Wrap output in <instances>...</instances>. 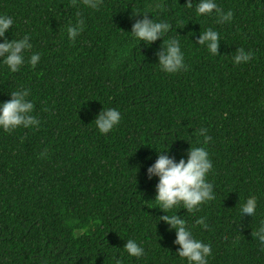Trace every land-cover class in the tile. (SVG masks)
Returning <instances> with one entry per match:
<instances>
[{
	"label": "trees",
	"instance_id": "trees-1",
	"mask_svg": "<svg viewBox=\"0 0 264 264\" xmlns=\"http://www.w3.org/2000/svg\"><path fill=\"white\" fill-rule=\"evenodd\" d=\"M187 0H0L14 23L5 38H30L16 73L0 64V103L29 90L38 125L0 129V264H187L176 255L175 231L155 201L158 178L147 169L166 151L179 161L191 146L212 161L206 179L214 199L177 213L193 235L211 244L208 264H264V246L252 233L264 219V0H216L232 20L197 16ZM77 12L83 30L70 40ZM170 24L151 45L134 39L142 16ZM208 28L219 33V54L197 45ZM177 39L185 68L160 70L163 40ZM2 42V41H0ZM251 52L234 64L236 50ZM32 53L40 61L27 63ZM115 108L121 120L101 134L96 116ZM206 129L207 144L199 136ZM158 152V153H157ZM250 195L256 214L239 209ZM204 218V229L195 224ZM128 239L144 255L123 250Z\"/></svg>",
	"mask_w": 264,
	"mask_h": 264
},
{
	"label": "clouds",
	"instance_id": "clouds-1",
	"mask_svg": "<svg viewBox=\"0 0 264 264\" xmlns=\"http://www.w3.org/2000/svg\"><path fill=\"white\" fill-rule=\"evenodd\" d=\"M89 8L96 9L102 3V0H83ZM185 6L189 9L193 7L192 0H187ZM215 12L218 23L230 22L233 17L231 10L225 12L221 9L216 0H199L195 4V13L197 16H211ZM75 24L69 23L67 27V36L70 40L75 38L83 30L84 21L77 12ZM137 19L131 27V36L151 45L157 40L164 38L170 31V24L164 20L156 22L149 15ZM13 19L7 14H0V64L7 67L11 73L18 72L25 63V55L32 48L30 38L26 35L21 39L9 41L5 34L13 26ZM220 36L212 28L205 29L196 40L197 45L205 46L207 51L216 56L219 54ZM158 65L161 71L168 74H175L185 68L184 53L177 39L163 40L161 50L156 53ZM38 53H32L27 59V63L35 68L40 61ZM252 58L251 52H246L243 48L237 49L233 57L234 64L247 63ZM11 99L0 103V129L10 132L17 127L29 128L38 125L35 116L32 115L34 105L27 99L29 90L19 88L10 93ZM121 120L120 112L115 108H103L96 116L94 123L101 134H107L116 127ZM199 136L203 137V143L207 144L211 139L207 135L206 129H199ZM158 153V152H157ZM166 151L159 152L155 162L148 167L147 177L158 178L156 185L155 201L159 204L166 215L160 216L158 221H163L169 226L170 230L175 231L174 244L178 245L176 255L187 264H208V257L212 254L211 244L204 243L193 235V230L188 222L177 213L168 215V210L177 205H182L187 213H193L199 209L202 203L213 200V184L206 179L213 165L209 154L204 147H193L187 153V159L181 158L177 161L175 158L166 155ZM258 198L250 195L240 206V213L245 216L253 217L256 214ZM195 224L201 225L207 229L208 225L204 218L195 220ZM258 239L260 245L264 246V219L259 222L258 229L252 233ZM123 250L130 257L140 258L144 255V249L133 239H128ZM115 264H122L121 259L113 257Z\"/></svg>",
	"mask_w": 264,
	"mask_h": 264
}]
</instances>
